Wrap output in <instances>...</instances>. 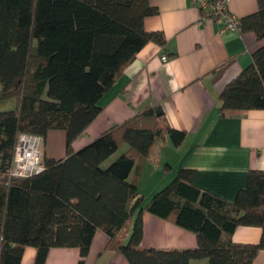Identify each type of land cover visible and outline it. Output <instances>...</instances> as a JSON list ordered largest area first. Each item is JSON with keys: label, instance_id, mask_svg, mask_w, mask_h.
<instances>
[{"label": "trees", "instance_id": "16d2710c", "mask_svg": "<svg viewBox=\"0 0 264 264\" xmlns=\"http://www.w3.org/2000/svg\"><path fill=\"white\" fill-rule=\"evenodd\" d=\"M156 13L149 0H0V102L14 104L0 111V264H20L26 247L36 249L34 264H44L51 248H77L82 264L97 230L128 264H253L264 251V171H249L245 187L227 202L199 190L194 172L181 169L144 202L136 179L129 180L138 161L156 144L178 147L186 137L159 108L71 149L100 113L99 99L144 45H164L161 33L144 30V19ZM240 24L264 39V0ZM251 58L221 91V113L264 110V45ZM53 130L66 134V157L42 156L39 173L9 178L19 136L44 142ZM124 145L125 152L102 165ZM143 211L193 233L196 247H142ZM240 226L259 227V242L234 243Z\"/></svg>", "mask_w": 264, "mask_h": 264}, {"label": "crops", "instance_id": "0c3cea01", "mask_svg": "<svg viewBox=\"0 0 264 264\" xmlns=\"http://www.w3.org/2000/svg\"><path fill=\"white\" fill-rule=\"evenodd\" d=\"M149 2L157 13L144 19V30L161 33L164 45H144L99 99L100 113L71 149L76 152L108 128L122 125L146 109L159 108L168 126L185 132L186 137L178 147L168 140L160 142L147 159L138 161L129 180L136 179L144 202L181 169L194 172L193 184L199 190L231 202L245 187L249 171H264V110L221 113L220 93L251 64L252 53L264 45V39H256L253 32L220 34L221 25L204 17L209 9L200 8L197 0ZM257 4L258 0H228L227 9L240 20L254 14ZM163 55L167 57L165 62L161 60ZM126 150L127 146H122L108 160L113 161ZM43 156L56 161L66 157L64 131L46 134ZM260 237L259 227L240 226L232 241L256 244ZM107 243V236L97 230L82 264H128ZM196 245L193 233L143 211L142 247L192 249ZM35 256V248H24L20 264H34ZM79 261L77 248H51L44 264ZM189 264L208 263L203 259ZM253 264H264V251L258 252Z\"/></svg>", "mask_w": 264, "mask_h": 264}, {"label": "built area", "instance_id": "2783aa9c", "mask_svg": "<svg viewBox=\"0 0 264 264\" xmlns=\"http://www.w3.org/2000/svg\"><path fill=\"white\" fill-rule=\"evenodd\" d=\"M200 8L208 7L206 18L221 25L220 34L240 32V20L227 9L228 0H197ZM165 62L167 57L163 55ZM43 139L38 136L20 135L15 148L14 158L7 174L9 178H22L39 173L42 170Z\"/></svg>", "mask_w": 264, "mask_h": 264}, {"label": "rangeland", "instance_id": "374dc122", "mask_svg": "<svg viewBox=\"0 0 264 264\" xmlns=\"http://www.w3.org/2000/svg\"><path fill=\"white\" fill-rule=\"evenodd\" d=\"M12 103H13L12 100L0 102V111H5V110H9V109L13 108ZM110 162L111 161L108 160L107 162L104 163V166L108 165Z\"/></svg>", "mask_w": 264, "mask_h": 264}]
</instances>
